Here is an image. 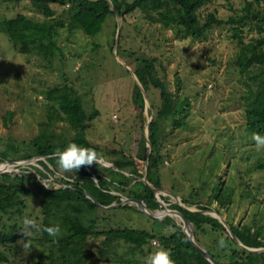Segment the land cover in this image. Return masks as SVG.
<instances>
[{
	"label": "rangeland",
	"instance_id": "374dc122",
	"mask_svg": "<svg viewBox=\"0 0 264 264\" xmlns=\"http://www.w3.org/2000/svg\"><path fill=\"white\" fill-rule=\"evenodd\" d=\"M244 3L245 0H214L200 12L203 16L214 12L219 18L228 19L236 10L240 12ZM68 4L64 7L53 0L56 19L69 17ZM258 7L264 14V0ZM19 12L35 19L43 18L33 10L29 1L0 0V22L13 18ZM123 24L121 18L120 26ZM116 26V15L108 18L97 36L70 30L66 24L60 26L57 34L60 49L56 50L57 55L52 61L36 54L19 52L7 33L0 31V152L8 149L11 143L16 144L20 152H27L29 143L39 132L40 123L49 120L51 102L45 92L50 87L69 84L82 96L88 112L98 110L96 118L86 123V133L90 141L102 147L99 166L118 170L114 163L118 158L117 152H133L139 135L133 101L134 82H137L130 71L134 69L118 54V46L115 48ZM135 26L152 41L158 43L159 40L165 54L162 58L169 84L176 89L174 82L178 77L182 82L179 94L190 99V115L185 127L173 128L172 116L165 122L167 135L161 149L165 159L161 166L163 187L160 189L168 200L163 199V207L154 212L159 213L165 208L175 209L170 207L175 204L174 197L166 193L172 192L178 195L181 202L182 198L190 199L191 203H183L191 209L207 205L212 215L217 211L227 222H255L264 227V169L256 167V163L264 157V150H257L246 130L245 81L250 80L241 74L234 63L239 46L230 27H214L207 39L178 37L177 30L151 25L137 12L125 22V33L130 37L127 47L136 50L139 49L138 43L132 39ZM257 36V31L245 28L246 42ZM141 47V51L148 53L151 46L143 43ZM157 95L159 98L158 92ZM148 99L152 106L149 95ZM148 106L145 108L146 120L151 113ZM52 126L62 135L59 136L61 142L64 137L73 135L69 125L63 121L53 120ZM28 159L15 160L21 164L5 165L12 169L9 171L12 173L37 172L36 168H43L39 160H46V157ZM93 173L98 175L97 172ZM118 178L123 179L122 176ZM50 180L52 177L42 182L48 184ZM140 180L143 181L142 178ZM222 182L234 189L231 202L225 208L214 201L209 202L212 189ZM131 185L140 186L136 181ZM111 192L125 199L123 193L114 189ZM24 199L27 207L22 216L0 211V231H10L15 223L23 227V220L27 217L35 219L40 229L43 219L59 225L61 232L57 237L66 233V227L58 220L66 210L64 206L60 212L55 211L53 216L46 217L37 196L26 195ZM126 204L136 206L131 202ZM137 209H118L102 215L110 219L112 216L122 226L167 234L174 230L172 224L165 228L161 224L167 222V216L154 220ZM95 214L92 211L84 213L85 222H89ZM168 217L182 226L183 222L178 217ZM41 234L42 230L33 229L27 240L0 245V257L7 258L0 260V264H61L59 246L35 240ZM26 242L30 244L29 248L24 247ZM140 261L145 264L142 258Z\"/></svg>",
	"mask_w": 264,
	"mask_h": 264
},
{
	"label": "trees",
	"instance_id": "16d2710c",
	"mask_svg": "<svg viewBox=\"0 0 264 264\" xmlns=\"http://www.w3.org/2000/svg\"><path fill=\"white\" fill-rule=\"evenodd\" d=\"M24 1H29L33 10L43 18L35 19L19 12L13 18L1 21L0 31L7 33L19 52L36 54L48 61H52L57 55L56 50L60 49L57 43L60 26L66 24L70 30L76 29L86 35L97 36L102 32L108 18L115 15V11L119 13L124 24L120 30L118 54L134 69L155 111L148 126L153 149L148 156L144 135L146 103L139 85L134 82L133 101L139 139L133 152L126 150L117 152L118 158L114 162L117 171L109 167H100L99 163L82 167L77 172L61 171L56 154L71 143L94 149L98 155L101 152L102 147L90 141L86 133V123L96 118L98 110L88 112L82 96L69 84L50 87L45 92L46 98L51 102L48 111L49 120L40 123L39 132L29 143L28 151L20 152V148L11 143L8 149L0 152V163L35 156L46 157V160H39L43 168H36L37 172H1L0 211L22 216L27 207L24 199L26 195H35L40 199L42 212L46 217L53 216L55 211L60 212L64 206L65 212L57 218L66 227V233L61 237L49 236L43 228L55 226V223L43 219L42 234L35 238L40 242L58 245L61 251V264H142L141 258L145 263L144 257L160 249L168 250L175 264H211L171 217L167 216V222L161 223L164 228L172 224L174 230L168 234L163 231L154 232L118 225L112 216L110 219L102 214L129 208L138 210L137 207L126 204L117 209L106 210L84 192L107 206L121 201L119 195L111 192L114 189L124 196L144 200L152 210L159 209L160 203L156 194L140 178L144 177L145 163L148 159V181L156 188L163 187L160 173L165 159V155L161 152L167 135L165 122L168 121L169 116H172L173 128L185 127L190 115V99L179 94L182 86L180 79L176 77L177 80L174 82L176 89H172L169 84L168 72L162 58L165 54L161 50L159 40L158 43L152 41L149 36L142 34L138 26H135L132 39L138 43L139 49L127 47V44H130V37L125 33V22L129 16L137 12L151 25L157 24L164 29L177 30L178 37L207 39L214 27L222 25L230 27L232 36L239 46L234 63L241 74L250 80L245 81L246 130L251 137L254 133L264 136V14L258 7L263 0H245L241 11L236 10L228 19L219 18L214 12L206 16L201 14L200 10L214 0H111L115 11L111 9L108 0H55L64 7L69 3L70 15L66 19H56V11L52 7L53 0ZM246 27L258 33L257 37L248 42L244 39ZM117 29L116 26L114 40ZM143 43L151 46L148 53L141 51ZM56 119L67 123L73 131V135L70 138L64 137L62 142L59 139L62 135L52 126V121ZM256 167L264 169V157L256 163ZM93 172L98 173L97 180L93 178ZM105 175L112 178L106 179ZM118 176H122L123 179H119ZM51 177L52 180L48 184L42 182ZM134 181L140 186L131 185ZM233 190L222 182L212 189L209 202L214 201L219 207L225 208L231 202ZM162 199L168 200L165 196H162ZM182 199L184 203H191L186 197ZM170 207L178 209L192 221L195 240L219 263L264 264V251L251 252L242 248L217 218L187 210L177 204H172ZM200 209L209 210V206L201 205ZM87 211L96 212L95 217H91L89 222L84 220V213ZM112 222L114 223L109 226ZM228 223L246 246L264 247L263 225H257L255 222L235 224L229 221ZM22 229V226L15 223L10 231H0V245L29 239V236L25 237L21 233ZM154 241L159 244L154 245ZM122 248L125 250L121 251ZM0 260L7 258L1 256Z\"/></svg>",
	"mask_w": 264,
	"mask_h": 264
},
{
	"label": "water",
	"instance_id": "95a60500",
	"mask_svg": "<svg viewBox=\"0 0 264 264\" xmlns=\"http://www.w3.org/2000/svg\"><path fill=\"white\" fill-rule=\"evenodd\" d=\"M108 2L110 3L111 9L113 11H115L114 6H113V2L111 0H108ZM115 15L118 18L117 41H116V46H115V48H116L118 46V42H119V38H120V29H121L120 20H121L122 17L116 11H115ZM130 71L133 74V76L135 77L136 82L139 85V87H140V89H141V91L143 93V96H144V99H145V103H146V107H147V105H149L148 107H149V109L151 111V113L149 115V118L146 120L145 127H144V135H145V138H146V141H147V147H148L147 154L149 156L151 154V152H152L153 145H152V143H151V141L149 139V129H148V126H149L150 122L153 119L154 111H153V107L151 106V103L149 102L148 94H147V92H146L143 84L141 83V81L139 80V78L137 77V75L135 74V72L132 71L131 69H130ZM34 158L39 159L41 157L40 156H35ZM21 163L22 162H17V161H4V162H1L0 163V166L1 165H5V164H8V165L14 164L15 165V164H21ZM8 165H5L6 167H4V168H0V173L1 172H6V171L7 172L11 171L12 169H9L7 167ZM145 165H146V167H145V174H144V177L142 178V180L156 194L157 201L160 203V207H163V203H162V200L163 199H162V196H164L165 193H164V191L162 189L156 188L155 186H153L148 181V178H147V172H148V167H149V161H148V159L146 160ZM97 176L98 175H94V173H93V178L95 180H97ZM84 193L89 198H91L97 205H99L101 207H104V208H107V209L114 208V207H117V206H122V205H125L127 202H131V203L135 204L141 211H143L148 217L153 218V219H161L162 217H166V216L178 215L180 217L181 221L183 222V224L181 226L182 227V230L186 234V236L189 238V240L191 241V243L203 254V256L206 259H208L211 262V264H221L204 247H202L200 244H198V242L195 240V236H194V224L192 223V221L190 219H188L178 209L165 208L164 210H162L163 212L161 214H158V213H155L154 210L150 209L147 206V204L145 203L144 200L138 199V198H134V197H128V196H123V197H125V199H122L121 198V201L119 203H112L111 205L104 206L101 203H99V201L94 196H92L91 194H89L87 192H84ZM166 193L168 195L174 197L175 204H177V205H179V206H181V207H183V208H185L187 210L196 211V212H202V213L209 214V215L217 218L221 223L224 224V226L227 228V230L230 233V235L232 236V238H234L235 241L238 243V245H240L242 248H244V249H246L248 251H251V252H263L264 251V247H258V248L248 247L244 243H242L240 241V239L233 232V230H232L231 226L229 225V223L227 222V220L224 217H222L217 211L215 212V214H217V216H215V215H212L209 210L191 209L188 206H185V204L183 202H181V200L178 197V195H176V194H174L172 192H166Z\"/></svg>",
	"mask_w": 264,
	"mask_h": 264
},
{
	"label": "clouds",
	"instance_id": "9594fccd",
	"mask_svg": "<svg viewBox=\"0 0 264 264\" xmlns=\"http://www.w3.org/2000/svg\"><path fill=\"white\" fill-rule=\"evenodd\" d=\"M252 139L255 141L257 150H264V136L254 133ZM56 155L58 167L63 172H77L82 167L92 166L101 161V157L94 149L81 147L75 143L69 144L63 151H58ZM33 229L37 231L41 230L35 219L24 218L21 233L25 237H28L31 235ZM43 231L55 238L60 234L61 229L59 225H56L44 227ZM24 247L29 248L30 244L26 242ZM145 264H175V261L171 258L168 250L160 249L150 254L145 259Z\"/></svg>",
	"mask_w": 264,
	"mask_h": 264
},
{
	"label": "bare ground",
	"instance_id": "6f19581e",
	"mask_svg": "<svg viewBox=\"0 0 264 264\" xmlns=\"http://www.w3.org/2000/svg\"><path fill=\"white\" fill-rule=\"evenodd\" d=\"M5 166H0V168H4ZM163 211H161V212H159L158 214H161ZM163 215V214H162ZM213 215H215V216H217V214H215V213H213ZM174 216H176V217H178L179 219H180V217L178 216V215H174Z\"/></svg>",
	"mask_w": 264,
	"mask_h": 264
},
{
	"label": "built area",
	"instance_id": "2783aa9c",
	"mask_svg": "<svg viewBox=\"0 0 264 264\" xmlns=\"http://www.w3.org/2000/svg\"><path fill=\"white\" fill-rule=\"evenodd\" d=\"M153 243H154V244H159L157 241H154Z\"/></svg>",
	"mask_w": 264,
	"mask_h": 264
}]
</instances>
